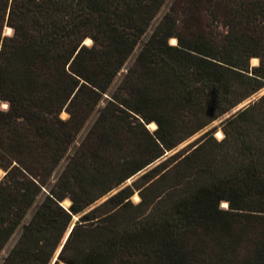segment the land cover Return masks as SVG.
<instances>
[{
  "label": "trees",
  "instance_id": "1",
  "mask_svg": "<svg viewBox=\"0 0 264 264\" xmlns=\"http://www.w3.org/2000/svg\"><path fill=\"white\" fill-rule=\"evenodd\" d=\"M164 2L0 0V250ZM262 87L264 0H171L1 264L74 215L53 264H264V93L232 112Z\"/></svg>",
  "mask_w": 264,
  "mask_h": 264
},
{
  "label": "rangeland",
  "instance_id": "2",
  "mask_svg": "<svg viewBox=\"0 0 264 264\" xmlns=\"http://www.w3.org/2000/svg\"><path fill=\"white\" fill-rule=\"evenodd\" d=\"M171 0H165V2L163 3V5L161 6V8L159 9V11L156 13V15L154 16V18L151 20L147 30L145 31V33L141 36L139 42L136 44V46L134 47V49L132 50V52L129 54V56L126 58V60L124 61V64L122 65V67L119 69V71L116 73V75L113 77L111 83L109 84L107 90L105 93L102 94V98L100 99V101L98 102V104L96 105V107L94 108V110L89 114V116L87 117V119L84 121L82 127L80 128V130L78 131V133L75 136V139L73 141V143L70 145L68 151H67V155L66 157L62 158L59 163L57 164V166L55 167L50 182L48 185L42 187L41 192L36 196V198L34 199L33 203L29 206V208L27 209L25 215L23 216L20 225L13 231V233L11 234V236L6 240V242L4 243V245L2 246L1 250H0V264L2 263L3 259L7 256V254L9 253L10 249L13 247L14 243L17 241L20 232H21V225L25 224L28 222V220L30 219L32 213L35 211L36 207L39 205V203L42 201L44 194L47 192L50 184L55 180V178L57 177V175L59 174V172L61 171V169L64 167L66 161H67V156L71 155L74 148L77 146V144L79 143V141L83 138V136L85 135V133L87 132V130L89 129V127L91 126V124L93 123L96 115H97V111L100 107H102L105 103V100L107 98H109L110 94L116 89L117 85L120 83L124 73L126 72V69L133 63L135 56L137 55L138 50L141 47V43H143L149 36V34L151 33L153 27L155 26V24L159 21V19L162 17L163 13L168 9V6L170 5ZM7 28V26L4 27V34H10L11 33V28L9 31L5 30ZM174 39V38H173ZM170 43H174L175 39L172 40V38L169 39ZM85 43L89 44L90 40L88 42ZM256 58V57H255ZM257 60L254 61L252 58H250L249 60V64L250 66H255L258 64V58H256ZM264 93V87H262L261 89L253 92L252 94H250L247 98H245L240 104H238L236 106V108H241L243 106H246L248 103L253 102L254 100H256L260 95H262ZM6 103L1 101L0 102V107L2 109L6 108ZM236 108H234L232 110V112L236 111ZM229 114H225L223 116H221L220 118L214 120L211 126H215L216 129L213 132V136L215 139L220 140L223 136V133L221 131V121L226 118ZM59 117L61 119H66L68 117V113L62 109L59 113ZM154 124V128H155V123L154 122H150ZM147 127L149 128V130H153L154 128H152L151 126L149 127V124L147 125ZM208 128V127H207ZM198 131L195 134L191 135L190 137H188L187 139H185L184 141L180 142L177 146H175L173 149L171 150H166L165 154H167L166 156L176 152L177 150L181 149V148H187V144L191 141H193L194 139H196L198 136H200L204 131ZM219 131L221 133V136L218 137L216 132ZM159 161H157L156 163H158ZM156 163H154L151 166H154ZM150 165H148L147 167L139 170L138 172H136L135 174H133L132 176H130L129 178H127L125 180V184H130L132 181L136 180L142 173H144L145 171H147L148 167H151ZM4 173V171L2 169H0V176ZM133 194L131 195L130 199L133 203L138 202L139 200V196L137 193V190L134 189L133 190ZM64 200H68V205L64 204ZM103 200V198L101 199ZM99 200V201H101ZM98 201V202H99ZM222 202L226 201H221L220 202V206L224 207L222 205ZM60 204L65 207L68 208V206L70 205V200L68 198H64ZM227 204V203H226ZM67 205V206H66ZM75 218H77L76 215H74L72 217V222L71 224L76 220ZM67 232V230H66ZM66 234V233H65ZM65 236V235H64ZM64 238V237H63ZM59 248V247H58ZM57 248V250H58ZM56 250V251H57ZM56 253V252H55ZM55 256V254H54ZM54 258V257H53ZM53 260V259H52ZM52 262V261H51ZM50 262V263H51ZM57 264H64L63 262L59 261Z\"/></svg>",
  "mask_w": 264,
  "mask_h": 264
},
{
  "label": "water",
  "instance_id": "3",
  "mask_svg": "<svg viewBox=\"0 0 264 264\" xmlns=\"http://www.w3.org/2000/svg\"><path fill=\"white\" fill-rule=\"evenodd\" d=\"M237 109H239V108H236V110H237ZM226 205H227V204H226ZM226 205H225L224 207H226ZM75 219H76V218H75ZM72 225H73V223L70 224V226L68 227L67 232H66V234H65V236H64V238H63V240L61 241L60 246H59L58 250L56 251L55 256H54V258H53V260H52V262H51L50 264H53V262L56 260L57 254H58V252H59V250H60V248H61L63 242L65 241V239H66V237H67V235H68V233H69V231H70Z\"/></svg>",
  "mask_w": 264,
  "mask_h": 264
},
{
  "label": "bare ground",
  "instance_id": "4",
  "mask_svg": "<svg viewBox=\"0 0 264 264\" xmlns=\"http://www.w3.org/2000/svg\"><path fill=\"white\" fill-rule=\"evenodd\" d=\"M5 30L9 31V30H10V28H9V27H7ZM172 40H174V39L172 38ZM88 41H89V39H87V42H88ZM252 59H253L254 61H256V60H257V59H256V58H254V57H253ZM150 126H151L152 128H154V124H153V123H150V124H149V127H150ZM216 134H217V136H218V137H220V136H221V133H220L219 131H217V132H216ZM64 202H65L64 204H67V205H68V200H64ZM67 205H66V206H67ZM222 205H223V206H225V205H226V203H225V202H222Z\"/></svg>",
  "mask_w": 264,
  "mask_h": 264
}]
</instances>
